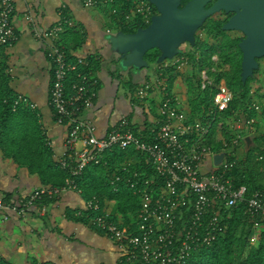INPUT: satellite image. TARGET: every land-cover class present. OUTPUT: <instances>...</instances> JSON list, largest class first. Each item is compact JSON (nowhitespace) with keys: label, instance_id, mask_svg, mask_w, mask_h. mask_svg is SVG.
<instances>
[{"label":"built area","instance_id":"2783aa9c","mask_svg":"<svg viewBox=\"0 0 264 264\" xmlns=\"http://www.w3.org/2000/svg\"><path fill=\"white\" fill-rule=\"evenodd\" d=\"M113 1L85 0L84 6H108ZM15 3L16 0L0 1V45H9L18 39L13 23ZM133 3L131 11L120 12L113 8L109 12L115 27L116 23L130 26L137 17L149 24L157 13L155 5L148 0H134ZM66 23H70L68 17L43 35L50 42L47 54L53 65L50 105L57 122L68 126L66 150L57 158L61 167L68 170V176L62 186L41 185L28 196L16 200H9L0 194V219H6L10 211L23 215L33 204L44 198H54L66 190L82 193L78 179L89 164L107 165L108 156L116 148L133 147L146 154L155 174L143 177V174L134 171L131 177L125 178L118 170L111 177L110 185L118 191L126 181L141 194L138 232L132 233L126 227H120L107 210L101 211L98 197L85 202L86 215L91 224L117 243L120 251L117 264H185L192 253L212 245L226 232L223 224L225 213L242 206L255 223L254 234L250 237V242L255 244L256 228L264 222V190L255 189L249 193L247 185L237 186L227 176L234 163L229 162V158L236 155V147L243 138L235 135L224 141L221 151L225 152V156L220 165H215L214 155L221 151L204 143L217 114L225 111L232 101V91L222 85L216 92L215 114L211 121L206 124L200 120L188 122L187 109L182 100L168 90L164 81L167 70L174 68L182 72L192 66L190 56L180 52L157 63L156 80L146 81L137 91L141 100L153 91L154 86L161 85L165 91L158 127L151 130L153 140L136 130L127 116H123L106 135L99 136L96 125L82 118V114L93 106L96 97L97 78L94 73L79 72L78 80L67 91L69 74L88 62L81 57L77 63L69 61L65 47L59 42ZM112 31L107 29L108 33ZM213 71L216 69L213 68ZM199 77L203 89L214 82L207 68L199 70ZM26 101L19 96L13 110L20 102ZM31 106L36 108L35 104ZM252 106L256 109L260 107L258 103ZM244 123L252 126L253 119L245 118ZM222 124L223 121L219 122L220 127ZM208 159H211L212 168L203 171L204 162ZM128 165L123 169L125 172L130 171Z\"/></svg>","mask_w":264,"mask_h":264},{"label":"crops","instance_id":"0c3cea01","mask_svg":"<svg viewBox=\"0 0 264 264\" xmlns=\"http://www.w3.org/2000/svg\"><path fill=\"white\" fill-rule=\"evenodd\" d=\"M1 1V0H0ZM85 0H16L13 23L17 41L0 46V62L5 64L9 88L35 104L41 127L52 147L54 158L66 150L67 124L58 123L50 105L53 65L48 57L49 40L43 35L49 28L68 17L63 45L75 47L76 58L98 59L93 106L82 118L96 125L97 135H106L123 116L148 138L149 129L158 124L165 91L161 85L143 100L138 89L149 80H156L157 64L144 69L127 68L120 54L112 49L107 29H117L106 6H84ZM185 72L173 80L169 91L177 94L186 109ZM167 84V83H166ZM167 86V85H166ZM168 88V86H167ZM250 127V126H249ZM134 160V158L132 159ZM212 168L211 159L203 170ZM41 186L37 175L27 167L5 158L0 150V194L9 200L28 196ZM84 193L63 191L54 198L33 204L25 214L7 212L0 219V261L4 264H117L120 251L117 243L86 220ZM115 201H107L108 212H114Z\"/></svg>","mask_w":264,"mask_h":264},{"label":"trees","instance_id":"16d2710c","mask_svg":"<svg viewBox=\"0 0 264 264\" xmlns=\"http://www.w3.org/2000/svg\"><path fill=\"white\" fill-rule=\"evenodd\" d=\"M186 1L183 0L182 6ZM133 2L134 0H114L106 6V9L108 13L113 8L120 12L131 11L134 7ZM147 25L137 17L130 26L116 23V29L117 31L135 32L138 28L146 27ZM206 25L208 24L206 23L200 29L206 27ZM225 33L226 31L222 29L221 22L213 23L209 31V35L215 38ZM61 38L62 36H60L59 42L63 45ZM235 43L234 40L228 39L225 43L222 42L220 44V48L223 51L222 55L226 58L224 59V64H221L220 61L217 64L219 71L212 73L214 82L211 86H207L204 89L201 88L200 77L197 72L205 65L203 63H199V67L195 68V72L186 76L188 122L200 120L206 124L212 120L215 114L214 96L222 85L228 87L233 93L232 101L225 111L217 114L211 131L204 140V143L211 145L216 151H221L224 147V141H229L235 136L234 132L224 125L223 120L234 116L238 108L244 112L245 118L253 119L252 125H258L260 120L264 119V105L259 98L260 96L257 92L251 94V84L257 81L258 71H255L253 77H249L245 82L242 81V52L238 45H236L237 49L233 47ZM0 46L4 47L6 45ZM189 46L199 49L197 51L203 53L207 50L208 44L200 41L197 35L196 44ZM64 47L69 61L77 63L78 58L71 53L72 49L76 48H70L68 45ZM182 50V53L192 57V53L189 50ZM228 51L230 52L229 56L227 55ZM160 54L161 51L158 48H154L145 54V58L150 64H157L159 63ZM85 60L88 62L87 65H79L78 70L69 74L67 91H70L71 84L78 80L79 72H94L97 68L98 59L96 57H86ZM180 73L181 71L174 68L165 72L164 81L167 83L168 89L172 87L173 80ZM18 97L9 88L6 66L0 62V150L5 158L12 159L15 163L27 167L32 174L37 175L41 185H64L68 170L61 167L58 161L55 160L53 149L47 142L37 111L31 110V106L24 102H20L16 109L13 110L14 102ZM253 103H258L260 105L259 109L252 106ZM220 119L223 121L222 126L224 125L223 129L226 136L224 137L223 135V137L216 140L214 135L217 126L220 127ZM154 127H158V124ZM154 127L149 129L151 134L148 135V139L151 141L153 140L151 130ZM254 141L259 146L249 149L242 158L238 155V147H240L241 142L236 147V155L229 158V162L234 161V163L227 175L235 185H247L249 193L255 189L264 190V175L260 171L264 167V147H261V143L264 142V136H255ZM255 150H259V153H256ZM259 157L262 158L260 159ZM108 158L107 165L89 164L78 179L79 186L87 199L94 196L100 199L101 211L108 210L107 201H115L114 212H109L111 219L120 227H126L130 232L137 233L138 214L142 202L141 194L135 192V188L126 181L121 184V188L118 191H114L110 185V179L118 170L123 173L125 178H128L131 177L134 171L143 174V177L151 176L155 174V169L148 161L146 154L133 147L127 149L116 148ZM133 158L134 160H132ZM127 165L130 169L129 172L123 170ZM85 216L87 217V215ZM86 221L89 224L91 223L89 217H87ZM223 224L226 232L212 245L205 246L192 253L185 264H264V222H260L256 228L257 242L255 244L250 242V237L254 234L255 223L245 213L243 206L225 213ZM0 264L4 263L0 261Z\"/></svg>","mask_w":264,"mask_h":264},{"label":"water","instance_id":"95a60500","mask_svg":"<svg viewBox=\"0 0 264 264\" xmlns=\"http://www.w3.org/2000/svg\"><path fill=\"white\" fill-rule=\"evenodd\" d=\"M157 13L146 27L135 32L118 30L109 36L112 49L120 54L121 64L127 68H149L145 54L158 48L161 54L158 62L171 59L181 52V46L196 44V33L209 16L217 11H236L224 25V30L242 29L245 37L239 46L243 52L241 79L245 82L259 68L257 57L264 56V0H216L206 8L211 0H190L182 5V0H148ZM242 8V10H240ZM245 151L255 146L254 136L244 138ZM225 152L214 155L215 165H220Z\"/></svg>","mask_w":264,"mask_h":264},{"label":"rangeland","instance_id":"374dc122","mask_svg":"<svg viewBox=\"0 0 264 264\" xmlns=\"http://www.w3.org/2000/svg\"><path fill=\"white\" fill-rule=\"evenodd\" d=\"M213 20L211 19L210 21H208V25H206V27L199 29L196 33V39H197V35L199 36L200 41L206 42V44H208L207 50L204 51L203 53L198 52L196 48H191L189 45V43H184L181 46V53L183 52L182 49L184 50H189L192 53V57L190 56V60L192 61V65L190 68H185L182 72H185V74L190 75L191 73L195 72V68L199 67L198 64L203 63L205 64L201 69H205L207 68L209 74L212 75V73L214 72H218V67L217 64H219V61L221 64H224V59L226 58L225 56H223V51L220 48V44L223 42L225 43L228 39H232L233 37L237 36L239 33L236 32H226L224 35H219L218 38H215L212 35H209V31L211 30V26L213 24ZM225 48V47H224ZM212 50V51H211ZM230 52L228 51L227 55L229 56ZM214 58V59H213ZM217 59V60H215ZM200 61V62H199ZM209 62V63H208ZM208 64V65H206ZM154 65V63L150 64V67H152ZM213 68L216 69V71H213ZM149 69V68H148ZM200 69V71H201ZM199 70V69H198ZM199 73V71L197 72ZM196 74V73H195ZM257 81L252 82L251 84V91L253 94V92H257L258 95L260 96V100L264 105V60H262L261 62V69L258 71L257 73ZM31 110L35 111L32 106L30 107ZM245 114L244 112H242V110L240 108L237 109V113L234 114V116H232L231 118H227L224 121V125L227 126V128L231 129L232 132H234L235 135H240L241 138H244L247 135H252V136H264V119H261L258 125H252V126H247L244 123V119H245ZM222 119H220L219 122H221ZM224 125L222 127H218L217 126V130L216 133L214 135L215 139L218 140L221 137L226 136L225 132H224ZM230 125H235L234 128H231ZM234 137V136H233ZM258 144H255V146L252 147H258ZM251 147V148H252ZM261 147H264V142L261 143ZM238 155L240 158H242L245 154V143H244V139H241V145L240 147H238ZM250 148V149H251ZM256 153H259V150H255ZM260 158V157H259ZM261 159V158H260ZM257 162V160H256ZM264 167H262L260 169V171L262 172V174L264 175ZM205 171V170H203Z\"/></svg>","mask_w":264,"mask_h":264},{"label":"flooded vegetation","instance_id":"af4514ba","mask_svg":"<svg viewBox=\"0 0 264 264\" xmlns=\"http://www.w3.org/2000/svg\"><path fill=\"white\" fill-rule=\"evenodd\" d=\"M188 1H190V0H187L186 2H185V4L188 2ZM216 0H211L210 2H208L207 4H206V8H209L210 6H212L213 4H214V2H215ZM182 3H183V0H182ZM184 4V5H185ZM182 6V5H181ZM240 10H242V8L240 9ZM236 14V11L235 10H233V11H229V12H227V11H225V10H220V11H217V12H215L214 14H212L211 16H209L208 18H207V20L205 21V23H204V25L206 24V23H208V21H210L211 19H214L213 20V23H216V22H221V24H222V29H223V25L232 17V16H234ZM203 25V26H204ZM224 30V29H223ZM224 31H226V32H236V33H239L237 36H235V37H233L232 38V40H234L236 43L233 45V47L235 48V49H237V46L236 45H238L239 46V44H240V42H241V40L246 36L245 35V33H244V31L242 30V29H237V28H235V29H230V30H224ZM239 48H240V46H239ZM241 49V48H240ZM241 52H242V50H241ZM242 60H243V52H242ZM242 60H241V65H242ZM256 60H257V62H258V64H259V68L258 69H256V70H254V74H255V71H259L260 69H261V62H262V60H264V56H261V57H257L256 58ZM241 71H242V67H241ZM254 76V75H253ZM252 76V77H253Z\"/></svg>","mask_w":264,"mask_h":264}]
</instances>
